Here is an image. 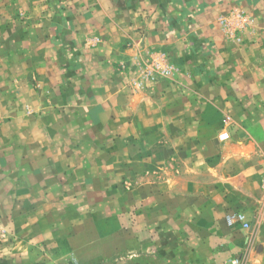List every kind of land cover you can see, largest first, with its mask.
<instances>
[{
	"label": "crops",
	"instance_id": "obj_1",
	"mask_svg": "<svg viewBox=\"0 0 264 264\" xmlns=\"http://www.w3.org/2000/svg\"><path fill=\"white\" fill-rule=\"evenodd\" d=\"M6 2L17 9L31 3L0 0V6ZM88 6L89 11L70 16L78 27L66 38L79 48L84 41L97 38L100 44L86 47L90 54L83 62H92V68L102 75L109 72V76L90 93L78 89L63 96L60 109L54 110L55 102L35 90L22 91L18 77L27 62L42 75L56 69L53 43L57 32L28 28L20 35L12 31L15 42L30 52L28 60H21L24 64L18 58L10 59V48L0 40V83L4 86L3 99L0 96L4 102L0 104L1 164L12 166L13 173L22 165L18 148L23 113L27 108L26 112L34 114L39 97L42 104L49 102L40 111L43 118L55 115L52 111L58 118L82 115L93 135L98 130L108 134L110 151L112 145L124 144L123 178L128 185L125 195L130 197L126 235L130 243L135 238L141 251L153 248L154 252L168 244L166 231L170 232L174 251L161 250L158 264H232L234 260L264 264L263 41L253 43L256 33L252 30L234 32L228 24L224 25L227 28L220 26L214 17L219 14L214 12L205 14L202 27L197 22V30L179 39L180 35L167 32L159 23L148 25L138 13L127 18L112 15L100 0H90ZM194 34L204 39L201 49L185 39ZM153 51L156 61L165 57L166 62L160 64L172 68V77L155 75L150 81L138 76L137 66L142 69ZM100 78L106 79L104 75ZM74 101L76 111L68 107ZM26 118L29 123L33 115ZM37 126L35 131L46 132L43 125ZM49 146L62 145L38 144L35 148ZM5 148L11 151L4 153ZM114 153L108 155L109 164H116ZM92 163L101 165L97 153ZM33 173L24 175L31 184ZM236 211L245 214L249 229L226 225L225 216ZM143 257L140 264H144Z\"/></svg>",
	"mask_w": 264,
	"mask_h": 264
},
{
	"label": "rangeland",
	"instance_id": "obj_2",
	"mask_svg": "<svg viewBox=\"0 0 264 264\" xmlns=\"http://www.w3.org/2000/svg\"><path fill=\"white\" fill-rule=\"evenodd\" d=\"M89 1L30 0L31 3L18 9L14 3L6 2L0 6V40L3 46L10 48V59L28 60L30 56L28 47L15 42L12 31L20 35L28 28L57 32L53 43L56 47V69L46 70L42 75L37 73L33 63L30 66L27 62V67L18 74L22 91L35 90L49 102L54 101V110L62 108L61 98L66 94L78 92V89H88L90 93L99 88L96 84L107 81L109 76V72H104L106 79L100 78L103 75L92 68V62H83L90 54L86 47L92 49L100 44L97 38L84 41L82 49L66 38L69 31L78 27L76 19L72 22L70 16L76 17L89 11ZM100 1L112 15L121 14L127 18L138 13L148 25L157 27L159 23L167 32L180 35L179 39L192 29L197 30V22L198 27H202L206 13H218L214 17L218 18L220 26L227 28L224 25L228 24L234 32L252 30L256 33L255 41L249 42H260L258 39H261L264 45V0ZM227 7L232 10L226 12ZM185 39L196 50L205 44L204 39L195 34ZM151 53L142 69V65L137 66L138 76L150 81L155 75L172 77L175 73L172 68L160 64L166 62L165 57L156 61L153 57L155 52ZM39 76L44 77L43 81ZM0 96L3 99L2 83ZM49 102L42 104L38 97L34 114L26 112L27 108L24 110L25 121L22 122L18 148L23 162L19 170L13 173L12 166H3L0 162V264H126V260L133 263L139 261L137 264H140L141 254L145 256L144 264L160 263L158 254L161 250H168V253L174 251V245L169 244L172 240L170 232L166 231L169 245L164 244L154 252L153 248L149 252L141 251L135 238L130 243V235H126V225L130 222V217L127 220L130 211L126 208L130 205V197L125 195L128 185L123 178L124 144H114L110 151L108 134L98 130L93 135L88 125L84 124L85 117L82 115L58 118L56 111H52L55 115L43 118L40 111L43 112ZM3 103L0 101L1 105ZM68 107L76 111L77 102ZM29 115L33 118L28 123L26 116ZM37 125L44 126L46 135L35 131ZM38 144L62 146L35 148ZM114 146L117 149L115 153ZM10 151L5 148L4 153ZM96 153L101 165L92 163ZM111 153L117 156L116 164H109L108 155ZM32 170L35 176L33 184L24 178ZM114 172L116 175H112ZM93 181L96 187H93ZM239 263V260L232 262Z\"/></svg>",
	"mask_w": 264,
	"mask_h": 264
},
{
	"label": "built area",
	"instance_id": "obj_3",
	"mask_svg": "<svg viewBox=\"0 0 264 264\" xmlns=\"http://www.w3.org/2000/svg\"><path fill=\"white\" fill-rule=\"evenodd\" d=\"M261 187L264 189V178L262 180ZM224 220L228 227H239L241 229L249 228L248 219L244 213L239 211L227 214Z\"/></svg>",
	"mask_w": 264,
	"mask_h": 264
}]
</instances>
